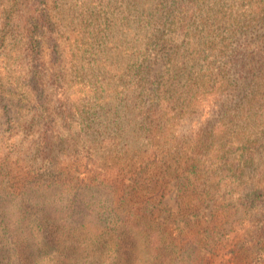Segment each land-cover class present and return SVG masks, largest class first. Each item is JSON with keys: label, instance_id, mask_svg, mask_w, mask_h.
I'll return each instance as SVG.
<instances>
[{"label": "trees", "instance_id": "obj_1", "mask_svg": "<svg viewBox=\"0 0 264 264\" xmlns=\"http://www.w3.org/2000/svg\"><path fill=\"white\" fill-rule=\"evenodd\" d=\"M0 4L15 264H264V0Z\"/></svg>", "mask_w": 264, "mask_h": 264}, {"label": "rangeland", "instance_id": "obj_2", "mask_svg": "<svg viewBox=\"0 0 264 264\" xmlns=\"http://www.w3.org/2000/svg\"><path fill=\"white\" fill-rule=\"evenodd\" d=\"M256 4H258V1ZM1 8H2V6L0 4V10H1ZM16 53H17V50L12 49L8 54L14 55ZM17 61H18V58H17V60L14 58H10V64L9 63L6 64V66L10 69V71L13 70ZM22 81H20V82L22 83ZM13 86H15V89L18 88L17 85H13ZM7 95H9V94H7ZM7 95H6V97H8ZM11 97H12V99H11L12 100V106L15 109L17 108V111L13 114H14V117H17L16 113L18 111H23V108H19V107L21 105H26V106L28 105V104H26L27 100L24 99L23 100L24 104H20V102H21V101H19L20 95H11ZM79 97H82V96L79 94L76 97V99L80 100ZM5 102L9 104V100L8 101L3 100L1 103L4 104ZM13 114H12V116H13ZM14 125H15V123L13 121V118L10 120L9 116H7L6 114H2V112H0V179H2V178L5 179L8 176L10 169H12V171L21 169L20 165L25 166L26 162H31L30 159L32 157H34L33 152H27L26 153L27 155H24L22 153L21 157L24 158L23 161L19 162V164L10 163V160L15 162V158L13 156L19 155L18 151H20L22 149L23 144H25V141H27V139L32 138V134H30V131L23 129L20 126L15 125L16 126L15 127ZM13 127H14V129L12 130ZM15 150H16V153L14 152ZM6 158H8L9 161H5ZM35 165H38V163L36 162ZM172 195H173V192H172ZM172 195L169 197L170 204L173 203V196ZM253 214H255V215L254 216L248 215V217L246 218L245 221L237 222L235 224V226L236 227H242L244 225L246 226L247 222L249 224H252L253 222H258L261 218V211H259V210L254 211ZM249 219L251 221H249ZM234 231H235V228H234ZM234 234H235V232H231L228 235H226L225 238L223 239L224 240V242H223L224 248L220 251L219 255L216 257L215 264H239V259L236 258L235 254L232 252V249L235 248V246L232 245V240L234 239ZM7 235H8L7 237L3 236V240L0 242V264H15L13 262L14 258L12 257L11 252H12V247L15 246V245H13V242L15 243V241L18 240V237H13V234H10V235L7 234ZM11 241H12V243H10ZM3 243H7V244H5L6 246H3ZM244 264H246V263H244Z\"/></svg>", "mask_w": 264, "mask_h": 264}]
</instances>
